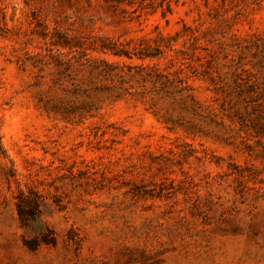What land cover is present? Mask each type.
<instances>
[{
  "label": "rangeland",
  "instance_id": "1",
  "mask_svg": "<svg viewBox=\"0 0 264 264\" xmlns=\"http://www.w3.org/2000/svg\"><path fill=\"white\" fill-rule=\"evenodd\" d=\"M0 264H264V0H0Z\"/></svg>",
  "mask_w": 264,
  "mask_h": 264
},
{
  "label": "trees",
  "instance_id": "2",
  "mask_svg": "<svg viewBox=\"0 0 264 264\" xmlns=\"http://www.w3.org/2000/svg\"><path fill=\"white\" fill-rule=\"evenodd\" d=\"M34 193H30V195H33ZM18 208V215L19 218L24 226H28L31 223L35 222V220L40 215V202L37 200L32 201L31 203L26 201V198L21 194L19 196V202L17 204ZM27 209H30L27 210ZM28 247H30V243H26ZM34 248V247H31Z\"/></svg>",
  "mask_w": 264,
  "mask_h": 264
}]
</instances>
